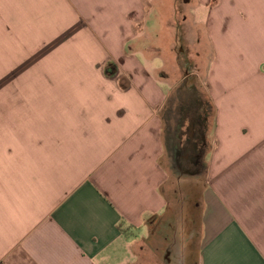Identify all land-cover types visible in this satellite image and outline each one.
<instances>
[{
	"label": "crops",
	"instance_id": "1",
	"mask_svg": "<svg viewBox=\"0 0 264 264\" xmlns=\"http://www.w3.org/2000/svg\"><path fill=\"white\" fill-rule=\"evenodd\" d=\"M190 6L192 56H207L214 113L200 264H264V0ZM151 8L0 0L2 54L11 40L12 54L32 57L1 118L0 264H138L141 255L151 264L179 243L163 117L178 84L160 76V51L139 43ZM174 12L167 29L176 21L184 41L188 17Z\"/></svg>",
	"mask_w": 264,
	"mask_h": 264
},
{
	"label": "rangeland",
	"instance_id": "2",
	"mask_svg": "<svg viewBox=\"0 0 264 264\" xmlns=\"http://www.w3.org/2000/svg\"><path fill=\"white\" fill-rule=\"evenodd\" d=\"M176 1V0H172ZM152 8L149 10L147 20L143 25H139L140 36L142 35L146 40H141V44H152L153 48L159 52V56L165 61V72L160 73V76L167 77V82L170 85L178 84V88L172 95V99L166 104L163 109V117L165 120L164 135L168 142L167 148V164L166 169L170 176L171 185L177 189L175 196L170 197V203L174 206V211L182 213L183 228L179 229L176 235V240L179 243H170L169 257L164 258L163 255L157 254V257L150 260L151 264H181L178 261L182 258V264H200V236H201V216H202V195L205 189L204 169L197 175L199 179H192V168L189 172H185L179 167V160L175 158L173 134L187 135L189 127L188 118L184 119L182 107H189V102L193 103V97L198 98L202 105V116L205 123V132L207 138V149H209V133L212 131L214 125V113L208 103L207 90L204 86L206 78L207 56L205 57H193L191 46L193 39L190 37L192 33V17L191 2L193 0H177L175 9H167V0H150ZM169 10V13H167ZM174 10L181 11L178 15L180 18H176L180 23L183 16L187 15V23L184 26V32L187 35V39L178 41L175 36L177 31L176 21L170 28L167 29L165 23L166 19L176 17ZM175 15V16H174ZM176 26V27H175ZM183 28V27H182ZM16 41H9V55L2 54V46L0 41V153H1V118L2 113L5 111L4 107L7 106L8 101L14 100V94L16 92L15 81L18 78L25 80L27 64L32 62V57L17 56L15 54ZM194 59V60H193ZM205 61V62H204ZM154 64H159L155 62ZM205 64V65H204ZM199 72L200 77L194 76V72ZM198 74V73H197ZM164 80V79H163ZM188 80V81H187ZM166 81V80H165ZM185 101H188L185 103ZM10 110V109H9ZM183 137H185L183 135ZM170 140V141H169ZM205 154L203 160L205 159ZM202 162V161H201ZM182 164V163H181ZM181 228V226H180ZM175 233V232H174ZM193 235V236H192ZM175 236V235H174ZM191 237V238H190ZM193 239V240H192ZM165 253V252H164ZM181 259V261H182ZM144 256H140L138 264H146Z\"/></svg>",
	"mask_w": 264,
	"mask_h": 264
},
{
	"label": "flooded vegetation",
	"instance_id": "3",
	"mask_svg": "<svg viewBox=\"0 0 264 264\" xmlns=\"http://www.w3.org/2000/svg\"><path fill=\"white\" fill-rule=\"evenodd\" d=\"M188 81V80H187ZM193 103L190 102L189 107H182L183 118H188V130L187 135L182 134L183 136H177L178 139L174 144L175 158L179 160L181 169L185 172H189L190 168H192V174L201 173L204 169V165L202 164V158L207 149V138L205 132V121L202 116V105L198 98L192 99ZM188 101H185V103ZM182 163V164H181Z\"/></svg>",
	"mask_w": 264,
	"mask_h": 264
}]
</instances>
